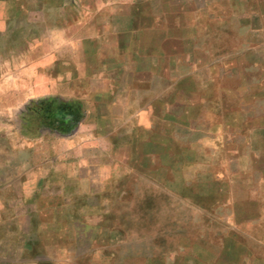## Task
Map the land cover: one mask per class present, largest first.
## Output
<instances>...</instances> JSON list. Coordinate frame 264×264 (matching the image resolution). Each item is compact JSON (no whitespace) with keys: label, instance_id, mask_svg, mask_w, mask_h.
<instances>
[{"label":"crops","instance_id":"crops-1","mask_svg":"<svg viewBox=\"0 0 264 264\" xmlns=\"http://www.w3.org/2000/svg\"><path fill=\"white\" fill-rule=\"evenodd\" d=\"M37 6L34 27L2 25L0 56L18 68L3 58L0 77L35 79L34 95L76 105L81 116L39 120L31 154L1 155L10 195L0 204V264H165L154 244L131 251L157 238L131 228V209L151 207L136 199L145 179L150 191L158 176L172 175L195 177L180 195L187 210L219 203L211 178L219 171L206 161L237 122L222 105L264 102V0ZM201 255L187 254L197 264Z\"/></svg>","mask_w":264,"mask_h":264},{"label":"rangeland","instance_id":"rangeland-1","mask_svg":"<svg viewBox=\"0 0 264 264\" xmlns=\"http://www.w3.org/2000/svg\"><path fill=\"white\" fill-rule=\"evenodd\" d=\"M38 10L37 0H0V30L5 21L9 25L23 21L25 25L34 27ZM3 37L0 36V40ZM0 57V68H3L5 58ZM5 60L6 66L10 63L12 70H17L15 59ZM28 61L30 68L35 67L34 56L29 55ZM35 85L36 80L31 78L26 81L15 75L6 80L0 77V163L3 161L1 155L11 152L14 159L21 150L31 154L35 147L32 144L39 135V120L59 119L65 112L70 117L74 113L76 118L81 116L76 105L61 100H44L34 95ZM227 107L237 121L236 125L223 136L220 145L214 144L213 152L209 151L214 159L206 161L207 166L219 171L211 177L218 181L219 203L200 210L190 205L187 210L180 195L185 185L189 187L195 177L186 180L182 176H158L157 187L150 191L147 190L150 183L145 179L142 193L136 199L140 204L148 205L150 201L152 204L151 207H132V221H136L137 226L131 228L136 233L156 231L157 238L151 241L139 239L136 244H141V247L134 245L131 251H147L154 244L157 253L165 258V264H197L190 262L187 254L198 250L202 254L198 258L203 264H264V127H260L264 102L255 98L244 101L238 97L227 105L223 103L222 111ZM249 109L253 111V127L250 120L247 121ZM5 122L8 124L6 127ZM25 142L28 149L24 147ZM209 146L211 149L213 145ZM9 178L10 175L4 172L0 175V204L10 195L1 187ZM171 182L175 184L176 191L165 192L161 184ZM12 194L15 196L18 191Z\"/></svg>","mask_w":264,"mask_h":264}]
</instances>
